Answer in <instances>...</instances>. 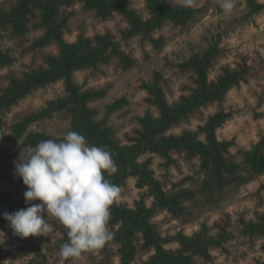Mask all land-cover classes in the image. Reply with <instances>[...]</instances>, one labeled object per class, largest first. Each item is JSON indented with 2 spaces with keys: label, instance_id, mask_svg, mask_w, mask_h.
<instances>
[{
  "label": "rangeland",
  "instance_id": "obj_1",
  "mask_svg": "<svg viewBox=\"0 0 264 264\" xmlns=\"http://www.w3.org/2000/svg\"><path fill=\"white\" fill-rule=\"evenodd\" d=\"M258 1L263 8L257 14L248 16L245 0H235V7L228 14L221 7L222 0H194L193 7L199 12L188 26L180 27L167 22L152 33L153 39L161 40L159 47L142 35H125L129 24L122 14L113 13L101 18L94 10H86L78 3L64 13L68 17L64 39L73 42L79 36L93 37L113 32L121 49L134 59V63L127 66L114 56L108 63L75 72L74 79L84 90H104L103 96L90 103L99 119L105 118L110 104L125 99L126 104L108 116V123L122 145L130 144L141 129L139 116L148 110L156 117L160 115L159 109L147 101L149 93L144 84L153 83L157 74L161 75L160 84L168 103L178 102L197 86L196 75L191 71H182L178 64L195 52L204 51L217 43L219 53L213 62L210 79L216 80L225 67H247L246 81L232 87L222 100L204 105L173 124L166 134L196 131L216 112H231L232 117L218 130V137L235 140L231 153L234 160L242 163L243 151L264 136V0ZM171 2L180 4L181 0ZM16 3L17 0H0V12L9 11ZM127 6L136 9L144 20L150 18L145 0H128ZM43 33L44 28L38 27L36 22L29 25L25 34L4 33L0 48L9 53L14 61L0 66V93L8 86L11 76L20 77L36 70L44 66L45 54L59 53L57 43L33 47L34 41ZM64 94V81L59 80L32 91L5 111L3 128L0 129V191L9 192L14 199L25 198L24 193L28 190L22 178L16 175L15 164L23 148L30 146L23 145L24 137L19 140L13 138L12 127ZM70 123L71 116L67 111L55 112L50 118L34 122L27 132H45L61 137L68 131ZM200 138L204 139L202 133ZM172 155L175 162L169 166L158 154H147L143 160L152 157V168L166 190H197L205 178L200 160L189 157L186 152L174 151ZM262 185L264 174L251 173L247 183L230 185L217 198L201 196L196 202H188L191 215L187 218L176 219L164 212L154 221L163 237L178 232L192 235L203 224L211 228L212 233L227 227L233 238L225 243L224 248L213 251L215 258L212 262L201 264H264L263 240L241 235L242 220H255L258 215L264 214ZM120 189L119 204L128 207H134L135 202L146 194V189L138 188L133 178ZM147 203L151 205L152 198ZM48 222L52 229L48 237L22 239L13 233L9 222L1 228L0 248L9 252L5 264H61L59 251L66 242L67 229L54 218H49ZM108 228L113 232L118 226L113 227L109 220ZM143 243L139 234L137 253L131 264H146L154 255L155 251L143 248ZM177 245L172 243L169 247ZM120 247V243L109 241L102 248L85 252L63 264H122Z\"/></svg>",
  "mask_w": 264,
  "mask_h": 264
},
{
  "label": "trees",
  "instance_id": "obj_2",
  "mask_svg": "<svg viewBox=\"0 0 264 264\" xmlns=\"http://www.w3.org/2000/svg\"><path fill=\"white\" fill-rule=\"evenodd\" d=\"M171 1L173 0H145L150 13V18L146 20L136 9L127 6L128 0H17L16 5L9 11L0 12V40L6 32L25 34L29 25L36 22L38 27L44 28V33L34 41L33 47H46L53 43L60 47L58 54L44 55V66L20 77H10L8 86L0 93V129L3 128L6 110L32 91L63 80L65 94L13 125V138L19 140L24 137L23 145L30 147L48 139L60 142L64 135L55 137L45 132L27 131L34 122L50 118L55 112L67 111L71 116L68 131L84 136L89 146L104 147L111 152L118 170L111 176L105 172L106 179L121 188L133 178L138 188L146 189V194L135 202L134 207L114 204L110 209V224L113 227L118 226L112 232L113 238L110 241L120 243L122 264H131L135 259L139 234L144 240L143 248L155 251L146 264L212 262L215 258L213 251L224 248L225 243L233 238L227 227L212 233L211 228L203 224L192 235L178 232L163 237L154 219L164 212L176 219L187 218L191 215L188 202H196L201 196L206 199L217 198L226 187L247 183L251 173L264 174V136L250 149L242 150V163L234 160L231 153L235 140L218 137V130L232 117L231 112H216L196 131H185L180 135L166 134L173 124L204 105L222 100L232 87L246 81L249 71L247 67H225L216 80L210 79L213 62L219 53L217 43L204 51L195 52L178 64L182 71H191L196 75L197 84L189 95L182 96L178 102L168 103L160 84L161 75L157 74L153 83L144 84L149 93L147 101L159 109L160 115L156 117L148 110L139 116L141 129L130 144L122 145L115 138L113 128L108 123V116L122 108L126 104L125 99L110 104L105 118L99 119L97 111L90 103L103 96L104 90H84L76 83L74 74L77 71L108 63L114 56L119 57L127 66L132 65L134 59L121 49L117 36L110 31L93 37L79 36L73 42L66 41V10L81 3L84 9L94 10L101 18H107L113 13L122 14L129 24L125 35H142L159 47L161 40L152 38L154 31L161 29L167 22L186 27L199 12L193 6L185 8L182 3ZM245 1L248 16L257 14L263 8L258 0ZM13 61L14 58L0 48V66ZM201 133L204 139L200 138ZM174 151L186 152L189 157L200 160V168L205 178L197 190H166L152 168V157L143 160L147 154H158L169 166L175 162L172 155ZM261 190L264 191V185ZM149 198H152L151 205L147 203ZM28 206L25 198L14 199L9 192L1 190L0 229L8 223L3 215L5 212L14 213ZM241 235L262 239L264 249V214L258 215L255 220H242ZM65 237L67 241V232ZM172 243L178 244L177 247H169ZM8 255V251L0 248V264H5Z\"/></svg>",
  "mask_w": 264,
  "mask_h": 264
},
{
  "label": "clouds",
  "instance_id": "obj_3",
  "mask_svg": "<svg viewBox=\"0 0 264 264\" xmlns=\"http://www.w3.org/2000/svg\"><path fill=\"white\" fill-rule=\"evenodd\" d=\"M193 2L181 0L185 8ZM221 7L226 14L231 13L235 0H222ZM117 170L110 151L89 146L75 131L66 132L60 142L48 139L23 148L15 172L27 186L24 196L29 206L5 212L4 218L22 239L48 237L52 230L49 218L65 226L68 240L60 247L61 264L102 248L113 238L108 228L110 209L119 204L121 191L104 173L111 176Z\"/></svg>",
  "mask_w": 264,
  "mask_h": 264
}]
</instances>
